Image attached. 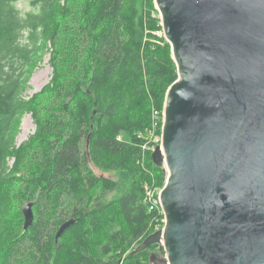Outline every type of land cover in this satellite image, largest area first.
Masks as SVG:
<instances>
[{"label":"trees","instance_id":"16d2710c","mask_svg":"<svg viewBox=\"0 0 264 264\" xmlns=\"http://www.w3.org/2000/svg\"><path fill=\"white\" fill-rule=\"evenodd\" d=\"M21 2L35 11L24 12ZM147 7L140 12L137 0H0V264H149V251L164 254L158 244L129 252L163 226L145 186L162 188L166 172L143 145L153 111L161 133L165 96L177 79L151 0ZM45 50L51 77L25 100ZM25 113L35 130L16 147ZM27 203L33 222L24 230ZM69 219L74 224L55 241Z\"/></svg>","mask_w":264,"mask_h":264},{"label":"water","instance_id":"95a60500","mask_svg":"<svg viewBox=\"0 0 264 264\" xmlns=\"http://www.w3.org/2000/svg\"><path fill=\"white\" fill-rule=\"evenodd\" d=\"M177 79L163 107L149 264H264V0H154ZM23 229L33 222L22 209ZM74 224H61L55 241Z\"/></svg>","mask_w":264,"mask_h":264},{"label":"rangeland","instance_id":"374dc122","mask_svg":"<svg viewBox=\"0 0 264 264\" xmlns=\"http://www.w3.org/2000/svg\"><path fill=\"white\" fill-rule=\"evenodd\" d=\"M148 1L150 0H137L140 12H144L145 8L147 9L148 7ZM152 6L156 9L155 6V1L151 0ZM17 7H19L21 10L24 12L26 11H35V9L32 8L31 5H29L27 2L25 3H18ZM158 13V12H157ZM159 17V14H158ZM160 19V17H159ZM161 25V21H160ZM162 28V27H161ZM157 36H163V33L161 32H156ZM49 61V52L46 50L40 55V58L38 60L36 68L31 72L28 81H27V88L22 94V98L25 100L30 99L35 93L39 92L49 81L51 77V67L48 64ZM163 113V112H162ZM163 115V114H162ZM163 117V116H162ZM162 126V124H161ZM161 126H160V131H161ZM35 130V124L33 122V119L31 117L30 113H25L21 116L20 118V125L19 128L17 129V133H15L14 136V143L16 147H18L22 142L27 140V138L34 133ZM158 135V134H157ZM161 137V133L158 135ZM13 159L10 160V164L12 163ZM94 174L96 176L102 177V178H110V179H115V176L113 173L106 172L102 173L98 170L94 169ZM115 195L114 192H110L105 196V200H110L112 197ZM140 245V243L134 244L131 249H130V255L137 249V247ZM154 252V251H153ZM140 253V252H139ZM151 252L149 251L148 254ZM155 253V252H154ZM138 254V253H137ZM136 255V254H135Z\"/></svg>","mask_w":264,"mask_h":264},{"label":"built area","instance_id":"2783aa9c","mask_svg":"<svg viewBox=\"0 0 264 264\" xmlns=\"http://www.w3.org/2000/svg\"><path fill=\"white\" fill-rule=\"evenodd\" d=\"M157 118H158L157 112L153 111L152 129H151L150 134H149L148 143L145 146H143L144 150H148V151L152 152L156 148V146L160 145L161 137L155 133L157 126H158ZM161 120H163V117H161ZM161 189L162 188L157 189L153 185H146L145 186V198H146V202L149 206V209L150 210H157L160 214H162V210H161L160 202H159V194H160ZM162 223L164 226V216H163ZM163 226L160 229H162ZM160 229H158V230H160Z\"/></svg>","mask_w":264,"mask_h":264},{"label":"bare ground","instance_id":"6f19581e","mask_svg":"<svg viewBox=\"0 0 264 264\" xmlns=\"http://www.w3.org/2000/svg\"><path fill=\"white\" fill-rule=\"evenodd\" d=\"M150 134V133H149ZM149 136V135H148ZM148 139V138H147ZM89 141V140H88ZM146 141V140H145ZM144 146V145H143ZM144 151V150H143ZM145 152V151H144ZM146 152H147V150H146ZM132 255V254H131Z\"/></svg>","mask_w":264,"mask_h":264}]
</instances>
